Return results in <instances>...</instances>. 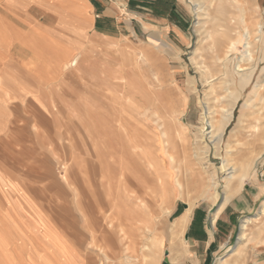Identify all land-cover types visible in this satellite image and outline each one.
Masks as SVG:
<instances>
[{
	"label": "rangeland",
	"instance_id": "374dc122",
	"mask_svg": "<svg viewBox=\"0 0 264 264\" xmlns=\"http://www.w3.org/2000/svg\"><path fill=\"white\" fill-rule=\"evenodd\" d=\"M89 1L57 43L0 26V196L37 264L75 261L45 218L86 264H264V0L231 27L218 0Z\"/></svg>",
	"mask_w": 264,
	"mask_h": 264
},
{
	"label": "crops",
	"instance_id": "0c3cea01",
	"mask_svg": "<svg viewBox=\"0 0 264 264\" xmlns=\"http://www.w3.org/2000/svg\"><path fill=\"white\" fill-rule=\"evenodd\" d=\"M93 1L99 2L100 0ZM163 1L170 3V0ZM128 3H130V5H133L132 3L144 4L148 3V0H127V3H123L121 8L126 9L125 7H127L128 9L133 10L135 7H130ZM137 4L135 5L136 8L144 9L143 6L137 7ZM146 8L151 9L150 7ZM0 10L8 12L6 15L0 16L2 19L0 26L3 25V21H8L10 27L12 20L13 22H18L15 24L20 30L15 29L14 41L18 43H46L48 42L46 37L51 33L50 36H55L51 39V42L57 43L65 26L78 29L83 22H89L90 16H94L93 11L95 10V7L91 5L89 0H0ZM65 10L68 11L65 12ZM80 12L84 14L83 17L80 16ZM21 28H25L24 31H21ZM26 28H29L28 31ZM52 32H54V35H52ZM9 35H11V33ZM72 65H75V61L72 62ZM35 72L39 73L41 71L37 70ZM0 185L2 186L3 183L0 182ZM0 197L13 207V209H10L9 207L7 215L5 213L2 215L0 214V234H2L0 237L3 238V241L0 242V264H26L30 251L29 248H32V246H30L29 240L18 232L16 225L20 226L19 228L24 231V226L21 220L25 219L24 216L28 214V206H26L28 200L23 196L12 195V193L7 196L2 194ZM14 202L19 204V209L12 205ZM14 211L16 215L13 213ZM45 221L51 229L56 231L63 238L73 251L75 261L70 264H86L78 248L65 240L62 232L55 228L48 220H46V218ZM5 235L8 237H5ZM200 237V239H202L203 236ZM207 240L208 239L206 238V241ZM41 246L40 242H35L34 249L32 248L35 253V259H33L35 264L39 262L37 260L39 254L42 252V249L40 248ZM191 246L198 249L203 248L205 251L209 246V243L200 240H191ZM25 248H27L26 254L24 252ZM192 254L193 253L189 254L191 257L186 259L185 264L189 263L188 261H190L191 264H194L192 256L196 257V253Z\"/></svg>",
	"mask_w": 264,
	"mask_h": 264
},
{
	"label": "bare ground",
	"instance_id": "6f19581e",
	"mask_svg": "<svg viewBox=\"0 0 264 264\" xmlns=\"http://www.w3.org/2000/svg\"><path fill=\"white\" fill-rule=\"evenodd\" d=\"M191 1V0H190ZM214 0H212L211 2H213ZM219 2H224V3H226V6H222L221 5V7H220V9L218 10V14L220 15V16H223L224 18L226 17V18H228V20H229V22H228V20H223L222 22L224 23V26H229V27H231L230 25H231V21H233V23H235V24H233L232 26H234V25H238L240 22H242L243 24H245L246 25V17H248V14H247V8H246V3H248V0H246V2H245V0H232V2L231 3H229V2H227V0H218ZM231 1V0H230ZM193 2V1H192ZM196 2V1H195ZM194 2V3H195ZM193 3V4H194ZM192 4V3H191ZM195 6H196V3H195ZM220 6V5H219ZM248 6H250V5H248ZM217 7V6H216ZM217 8H219V7H217ZM199 11V10H198ZM197 12V11H196ZM251 14H253V13H251ZM197 15V14H196ZM239 15H242V20L239 18ZM198 16V15H197ZM251 17H253L252 15H251ZM254 18V17H253ZM253 21V20H252ZM251 23V22H250ZM258 26H260V25H258ZM247 27H248V25H247ZM262 27V26H261ZM257 32H259V30L257 31ZM227 34V33H226ZM247 36H248V38L251 36V32L249 31V30H247V34H246ZM246 36V37H247ZM231 38V36H229L228 34H227V36H226V40H228V41H230L229 39ZM234 38V37H233ZM231 40H233L232 38H231ZM235 40V39H234ZM248 40V39H247ZM237 42V41H236ZM245 42V41H244ZM248 45V44H247ZM246 46V45H245ZM247 48V47H246ZM246 51H248V50H246ZM226 53V52H225ZM251 55V54H250ZM251 57V56H250ZM245 60V59H244ZM247 60V59H246ZM249 60H250V58H249ZM248 60V61H249ZM241 61H242V59H241ZM240 61V62H241ZM226 62V61H225ZM227 62H228V60H227ZM240 62H239V64H240ZM156 63V62H155ZM225 65V64H224ZM238 65V64H237ZM164 66V65H163ZM154 67V66H153ZM238 68V67H237ZM225 69H226V66H225ZM249 77V76H248ZM123 78H124V76H123ZM112 79H113V77H112ZM157 80H158V78H156ZM107 80V79H106ZM114 80V79H113ZM114 81H116V80H114ZM123 81V80H122ZM246 81V79H242V82H241V86H246V83H248V82H245ZM157 82V81H156ZM161 82V81H160ZM160 82H158V83H160ZM244 82V83H243ZM118 85V84H117ZM116 85V86H117ZM120 85H122V84H120ZM111 86V85H110ZM114 88V87H113ZM113 90H115V89H113ZM159 90V89H158ZM119 91V90H118ZM139 92V91H138ZM165 95V94H164ZM159 96V95H158ZM167 96H168V94H167ZM166 96V97H167ZM106 97H108V96H106ZM149 97V96H148ZM155 97V96H154ZM169 97V96H168ZM176 97V96H175ZM162 99H163V95H162V97H161ZM171 98V97H170ZM168 99V98H167ZM167 99H166V101H167ZM175 98H173V99H171V101L172 100H174ZM177 99V98H176ZM156 100V99H155ZM157 101V100H156ZM163 101V100H162ZM170 101V100H169ZM175 101V100H174ZM177 102H178V100H176ZM109 102V101H108ZM107 102V103H108ZM112 102V101H111ZM111 102H109V103H111ZM154 102V101H153ZM158 102V101H157ZM179 102H180V100H179ZM119 103V102H118ZM118 103H117V105H118ZM139 103V102H138ZM170 104H172V102H169ZM169 103H168V105H169ZM141 104V103H140ZM152 104V103H151ZM142 105V104H141ZM157 105V104H156ZM154 106V105H153ZM178 106V105H177ZM180 106V105H179ZM114 107H115V105H114ZM113 107V108H114ZM157 107V106H156ZM155 107V108H156ZM117 108V107H116ZM170 108V107H169ZM115 109V108H114ZM113 109V110H114ZM119 109V108H118ZM153 109V108H152ZM157 109V108H156ZM158 110V109H157ZM164 111V110H163ZM171 111V110H170ZM120 112V111H119ZM152 112V111H151ZM154 112V111H153ZM174 112V111H173ZM118 114V113H117ZM206 114V113H205ZM143 115V114H142ZM209 115V114H208ZM204 116V115H203ZM210 116V115H209ZM120 117H121V115H120ZM163 117V116H162ZM229 117H230V114H229ZM204 118H206L207 119V117H204ZM160 119V118H159ZM166 120V119H165ZM161 122H162V119H161ZM167 122V121H166ZM205 123L208 125V127L211 129L210 130V132L208 131V133L207 134H209V133H211V134H213V125H212V123L211 122H207V120H205ZM203 124H204V122H203ZM96 125V124H95ZM160 126V125H159ZM98 127H99V125H98ZM224 127H225V123H224V125L222 126V127H220V128H222V130L224 129ZM205 128V127H204ZM102 130V129H101ZM201 130H203V129H201ZM220 130V129H219ZM221 131V130H220ZM214 132H216V131H214ZM158 134V133H157ZM99 135V134H98ZM204 135V134H203ZM211 136V135H210ZM217 136V135H216ZM213 137V136H212ZM165 138H166V136H165ZM217 138V137H216ZM100 139V138H99ZM165 140V139H164ZM107 141H108V139H107ZM111 141V140H110ZM166 141V140H165ZM188 141V140H187ZM109 142V141H108ZM113 142H114V140H113ZM102 143V142H101ZM111 143V142H110ZM115 144V143H114ZM180 144V143H179ZM108 145V144H107ZM112 145V144H111ZM169 148V147H168ZM108 150V149H107ZM106 150V151H107ZM181 150V149H180ZM187 150H188V148H187ZM105 151V150H104ZM114 151H116V150H114ZM176 153H177V151H176ZM106 154V153H105ZM109 154V153H108ZM115 154V153H114ZM156 154V153H155ZM179 156V155H178ZM184 156V155H183ZM114 157H116V156H114ZM197 157V156H196ZM119 158V157H118ZM185 158V157H184ZM110 159V158H109ZM182 160H183V158H182ZM187 160V159H186ZM177 161V160H176ZM184 161V160H183ZM111 162V161H110ZM120 162V161H119ZM112 163V162H111ZM173 164V163H172ZM114 165V164H113ZM199 171V170H198ZM197 171V172H198ZM201 173V172H200ZM199 173V174H200ZM203 174V173H202ZM180 175V174H179ZM167 176H168V183L169 184H171V178H172V175H171V173L168 171L167 172ZM198 176V175H197ZM185 177V176H184ZM201 177V176H200ZM199 178V177H198ZM185 181V180H184ZM181 182V181H180ZM198 182V181H197ZM178 184V183H177ZM196 185V184H195ZM182 186V185H181ZM197 186V185H196ZM168 189H169V187H168ZM189 191V190H188ZM170 192V191H169ZM190 192V191H189ZM184 193V192H183ZM182 198V197H181ZM171 203V202H170ZM165 205H167V204H165ZM164 205V206H165ZM168 205H169V203H168ZM170 206V205H169ZM171 207V206H170ZM168 209V208H167ZM166 209V210H167ZM169 210H170V208H169ZM137 212V211H136ZM138 213V212H137ZM189 213V212H188ZM156 214V213H155ZM159 214V213H158ZM185 214V213H184ZM128 215V214H127ZM190 215V214H189ZM188 215V216H189ZM112 218V217H111ZM111 221H112V219H111ZM113 222V221H112ZM109 223H110V221H109ZM186 223H187V214L186 215H184V216H182L180 219L178 218V220H176L175 221V223L173 224V230L172 231H174L175 233H177V232H181L184 228H185V225H186ZM109 226V225H108ZM112 227V226H111ZM110 227V228H111ZM112 229L114 230V228L112 227ZM116 229V228H115ZM117 234V233H116ZM49 260V259H48Z\"/></svg>",
	"mask_w": 264,
	"mask_h": 264
}]
</instances>
